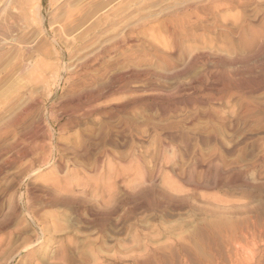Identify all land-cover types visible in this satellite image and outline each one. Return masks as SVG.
I'll return each mask as SVG.
<instances>
[{"label":"rangeland","instance_id":"obj_1","mask_svg":"<svg viewBox=\"0 0 264 264\" xmlns=\"http://www.w3.org/2000/svg\"><path fill=\"white\" fill-rule=\"evenodd\" d=\"M263 236L264 0H0V264H264Z\"/></svg>","mask_w":264,"mask_h":264},{"label":"bare ground","instance_id":"obj_2","mask_svg":"<svg viewBox=\"0 0 264 264\" xmlns=\"http://www.w3.org/2000/svg\"><path fill=\"white\" fill-rule=\"evenodd\" d=\"M3 2H4V0H3ZM141 177H142V176H141ZM141 177H140V178H141ZM142 178H143V177H142ZM143 179H145V178H143ZM143 179H141V181H143ZM190 181H191V180H190ZM145 182H146V180H145ZM61 200H62V199H61ZM63 200H64V199H63ZM169 201H170V200H169ZM177 201H178V200H177ZM182 201H183V200H182ZM180 202H181V201H180ZM114 209H115V208H114ZM30 212H31V211H30ZM30 212H29V213H30ZM32 215H33V214H32ZM10 216H11V215H10ZM8 221H9V219H8ZM2 222H3V221H2ZM5 222H6V221H5ZM35 222H36V221H35ZM6 223H7V222H6ZM231 224H232V223H231ZM243 224H244V223H243ZM243 224H241V225H243ZM216 225H217V224H216ZM218 225H219V224H218ZM224 225H225V224H224ZM226 225H227V224H226ZM234 225H235V224H234ZM234 225H233V226H234ZM221 226H222V225H221ZM227 226H228V228H229V225H227ZM233 226L231 227L232 229H233ZM236 226H237V225H236ZM249 226H250V225H249ZM210 227H213V226H210ZM214 227H216V226H214ZM217 227H218V226H217ZM217 227H216V228H217ZM234 227H235V226H234ZM237 227H239V226H237ZM237 227H236V228H237ZM208 228H209V227H208ZM220 228H221V227H220ZM220 228H219L218 230H220ZM226 228H227V227H226ZM228 228H227V229H228ZM236 228H234L233 230L236 231V230H235ZM241 228H243V227H241ZM244 228H245V227H244ZM244 228H243V230H244ZM203 229H204V228H203ZM203 229H201L200 231H203ZM237 229H238V228H237ZM239 229H240V227H239ZM239 229H238V230H239ZM212 230H214V228H213V229L211 228V230H210L211 233H212ZM224 230H225V229H224ZM230 230H231V229H228L227 231H230ZM246 230H247V232H248L249 227H248V229L246 228ZM207 231H208V230H207ZM222 231H223V229H222ZM42 232H43V231H42ZM205 232H206V231H205ZM238 232H239V231H238ZM240 232H241V231H240ZM240 232H239V233H240ZM243 232H245V230H244ZM243 232H242V233H243ZM22 233H23V232H22ZM195 233L197 234V232H195ZM202 233H203V232H202ZM202 233H201V234H202ZM207 233H208V232H207ZM213 233H216V231L213 232ZM222 233H223V232H222ZM222 233H220V234H222ZM226 233L229 234L230 232H229V233L226 232ZM231 233H232V231H231ZM242 233H241V234H242ZM205 234H206V233H205ZM218 234H219V233H218ZM218 234L216 233L215 235H218ZM223 234H225V231H224ZM234 234H236V232H234ZM245 234H246V233H245ZM245 234H244V235H245ZM207 235H208V234H207ZM215 235H214V236H215ZM230 235L232 236V234H230ZM204 236H205V235H204ZM222 236H223V235H222ZM224 236H225L224 238L226 239V238H227L226 235H224ZM240 236H242V235H240ZM257 236H258V235H257ZM36 237H37V236H36ZM198 237H201V236L198 234ZM209 237H210V236H209ZM217 237H218V236H217ZM217 237H216V238H217ZM219 237H220V236H219ZM235 237H237V236H235ZM235 237H234V235H233V239H234ZM244 237H245V236H244ZM263 237H264V236H263ZM40 238H41V236H40ZM40 238L38 237V238H36L35 240H32V238H31V240H30V239H29V240L26 239L27 241L24 242V243H22V244H23V247H21V248H23V250L26 249L25 251H27L29 248H31V247H33L34 245H36V244L38 243V241L40 240ZM196 238H197V236H196ZM210 238H211V237H210ZM210 238H209V239H210ZM214 238H215V237H214ZM231 238H232V237H231ZM258 238H259V237H258ZM33 239H34V238H33ZM197 239H198V238H197ZM199 239H200V238H199ZM207 239H208V238H207ZM217 239H219V238H217ZM221 239H222V238H221ZM221 239H220V240H221ZM225 239H223V240H225ZM240 239H241V238H240ZM23 240H25V239H23ZM202 240H203V239H201V241H202ZM212 240H214V239H213V238L210 239V241H212ZM226 240H228V238H227ZM235 240H236V239H235ZM204 241H205V240H204ZM229 241H230V240H229ZM229 241H228V242H229ZM215 242H216V241H215ZM217 242H218V241H217ZM221 242H222V241H221ZM243 242H244V241H243ZM204 243H205V242H204ZM219 243H220V242H218V244H219ZM233 243H234V242H233ZM235 243H236V241H235ZM244 243H245V242H244ZM262 243H263V242H262ZM206 244H207V243H206ZM210 244H211V243H210ZM214 244H216V243H214ZM231 244H232V243H231ZM231 244H230V245H231ZM226 245H227V243H226ZM226 245H225V247H226ZM232 245H233V244H232ZM236 245H237V244H236ZM242 245H243V244H242ZM245 245H246V244H245ZM257 245H258V244H257ZM20 246H22V245H20ZM208 246H209V245H208ZM211 246H212V244H211ZM214 246H215V245H214ZM218 246H219V245H218ZM220 246H221V244H220ZM223 246H224V243H223ZM227 246H228V245H227ZM246 246H247V245H246ZM243 247H244V246H243ZM250 247H251V246H250ZM21 248H20V249H21ZM34 248H35V247H34ZM215 248H216V247H215ZM218 248H219V247H218ZM247 248H249V247H247ZM257 248H258V247H257ZM257 248H256V249H257ZM178 249H179V247H178ZM230 249H231V248H230ZM230 249H229V250H230ZM243 249H244V248H243ZM11 250H12V249H11ZM15 250H16V249H15ZM179 250H180V249H179ZM183 250H184V249H183ZM219 250H220V249H219ZM233 250H234V249H233ZM180 251H181V250H180ZM236 251H237V249H236ZM244 251L246 252V256H247V258H248V260H249V263H248V264H260L261 259H259L258 255H257V254L260 253L259 251H258L259 253H258V252L254 253V252H252V251H250V250H246V247H245V250H244ZM253 251H254V250H253ZM35 252H36V251H35ZM189 252H190V251H189ZM228 252H229V251H228ZM228 252H227V254H228ZM261 252H262V251H261ZM191 253H192V252H191ZM223 253H224V252H223ZM236 253H237V252H236ZM22 254H23V253H22ZM29 254H30V253H29ZM29 254H28V255H29ZM188 254H189V253H188ZM260 254H261V253H260ZM262 254H263V253H262ZM185 255H186V252H185ZM185 255H184V257H185ZM217 255H218V253H217ZM221 255H222V254H221ZM221 255H220V256H221ZM223 255H224V254H223ZM223 255H222V256H223ZM187 256H190V254L187 255ZM191 256H192V255H191ZM192 257H194V255H193ZM218 257H219V256H218ZM228 257H229V256H228ZM181 258H183L182 255H181ZM187 258H188V257H187ZM204 258H205V257H204ZM185 259H186V258H185ZM189 259H191V257H189ZM192 259H193V258H192ZM194 259H195V257H194ZM217 259H219V258H217ZM224 259H225V258H224ZM263 259H264V258H263ZM26 260H27V258H26ZM185 261H186V260H185ZM185 261H184V262H185ZM193 261H194V260H193ZM225 261H226V260H225ZM225 261H224V262H225ZM237 261H238V260H237ZM222 262H223V261H222ZM235 262H236V261H235ZM188 263H190V262H188ZM200 263H201V262H200ZM238 263H239V261H238ZM243 264H244V263H243Z\"/></svg>","mask_w":264,"mask_h":264}]
</instances>
